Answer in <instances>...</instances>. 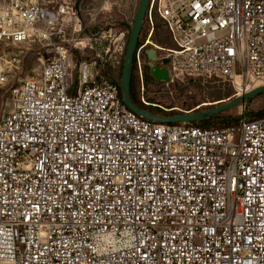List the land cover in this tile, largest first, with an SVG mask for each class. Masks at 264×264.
I'll return each instance as SVG.
<instances>
[{"label": "built area", "instance_id": "2783aa9c", "mask_svg": "<svg viewBox=\"0 0 264 264\" xmlns=\"http://www.w3.org/2000/svg\"><path fill=\"white\" fill-rule=\"evenodd\" d=\"M78 1L0 0V49L38 45L42 62L23 80L19 55L0 56L13 102L0 121V264H264V117L204 128L137 116L108 71L125 32L87 34L107 9L84 24ZM153 66L165 85L264 86V0H149L133 57L147 107Z\"/></svg>", "mask_w": 264, "mask_h": 264}, {"label": "rangeland", "instance_id": "374dc122", "mask_svg": "<svg viewBox=\"0 0 264 264\" xmlns=\"http://www.w3.org/2000/svg\"><path fill=\"white\" fill-rule=\"evenodd\" d=\"M105 1L106 4H104ZM138 2L139 0H79L77 2V8L80 18L86 24L88 12L98 10L104 5L107 10L100 12L97 21L87 26V32H92V35L97 34L99 37L101 31L117 28L125 32L127 42L129 29ZM154 40L161 45L170 47L169 41L165 37V32L159 22L155 30ZM39 51L40 47L38 45L32 47L23 45L12 46L0 49V56L5 60L9 53L18 54L20 60L19 68L12 70L11 76L23 80L32 79L38 76L42 66ZM122 62L114 70L108 69L113 81L118 80ZM134 92L138 98L140 93L137 89V84L134 85ZM143 96L146 102H152L158 105V108H154L156 111L153 114L159 116H167L168 114L165 111H171L173 109L177 113H184L194 110L203 104L214 105L219 101L227 102V100L237 97L232 85L226 82L190 81L165 85L164 83L153 84L149 80L147 84L144 83ZM11 108H13L11 99H9L8 95L0 92V121L1 117H5ZM206 108L201 107L200 110ZM261 110H264V94L258 95L245 104L225 112L222 118H237L240 115H244L247 118L249 114H255ZM216 121L218 122L219 120L216 119ZM216 121L214 124H216ZM188 125H194V123H189ZM115 241V238H111V243Z\"/></svg>", "mask_w": 264, "mask_h": 264}, {"label": "water", "instance_id": "95a60500", "mask_svg": "<svg viewBox=\"0 0 264 264\" xmlns=\"http://www.w3.org/2000/svg\"><path fill=\"white\" fill-rule=\"evenodd\" d=\"M149 0H139L138 6L132 20L129 35L126 42V48L124 52L121 75L119 80V88L121 91L122 103L124 106L141 118L153 123H199L207 120L210 117L218 115L220 113L227 112L233 108L245 104L252 98L264 94V86L253 89L252 91L243 94L242 96L235 97L227 100V102L219 101L214 105L203 106L207 107L204 110H200L201 107L196 108L193 111L180 113L173 116H159L152 112L145 110L132 102L130 96V82L132 74L133 57L136 46L139 42L141 32L143 29L144 18ZM146 57L150 62H155V51H146ZM150 77L157 83H167L169 81L167 71L153 66L149 70Z\"/></svg>", "mask_w": 264, "mask_h": 264}, {"label": "trees", "instance_id": "16d2710c", "mask_svg": "<svg viewBox=\"0 0 264 264\" xmlns=\"http://www.w3.org/2000/svg\"><path fill=\"white\" fill-rule=\"evenodd\" d=\"M87 34L92 35V32L88 31ZM132 71L134 73L133 65H132ZM120 75H121V71H120ZM120 75L118 77V80H114L117 83L118 87H119ZM148 80L150 81V80H152V78L149 75V69L146 68L145 73H144V82H145V84L148 83ZM119 91H120V88H119ZM130 96H131L132 102L134 104H136L137 106L149 111V107L144 106L141 103H136L134 101V98H133V85L130 86ZM120 97H121V91H120ZM150 103H152V102H150ZM152 104H154V103H152ZM224 113H220L218 115L210 117V118H208L205 121H202V122H199V123H194V125H197V126H200V127H204V128H223V127L235 125V124L238 123V121H240L243 118L246 119V120H253V119H258V118H263L264 117V110L258 111L255 114L254 113L249 114V116L247 118L244 115H240L237 118H232V117H228V118L224 117V118H222ZM167 114H168L167 116H173V115H177V114H180V113H177L175 111H170V112H167ZM216 119H218L219 121L217 122ZM215 121H216V124H214Z\"/></svg>", "mask_w": 264, "mask_h": 264}, {"label": "flooded vegetation", "instance_id": "af4514ba", "mask_svg": "<svg viewBox=\"0 0 264 264\" xmlns=\"http://www.w3.org/2000/svg\"><path fill=\"white\" fill-rule=\"evenodd\" d=\"M150 82L153 83V84H157V82H155L153 79L150 80ZM144 83H145V82H144ZM135 84H136V82H135V77H134V73H133V71H132L130 86L133 85V98H134V101H135L136 103H140L139 98H137V97L135 96V92H134V85H135ZM148 103H150V102H148ZM157 106H158V105H155V104L150 103L149 111L152 112V113H154V111H156V109H154V108H158ZM164 111H165V110H164ZM165 112H168V111H165ZM156 115H157V114H156Z\"/></svg>", "mask_w": 264, "mask_h": 264}, {"label": "bare ground", "instance_id": "6f19581e", "mask_svg": "<svg viewBox=\"0 0 264 264\" xmlns=\"http://www.w3.org/2000/svg\"><path fill=\"white\" fill-rule=\"evenodd\" d=\"M238 95H241V94H238ZM209 104H203V105H200L199 107H203V106H208Z\"/></svg>", "mask_w": 264, "mask_h": 264}]
</instances>
